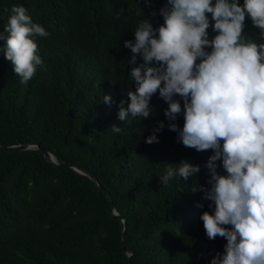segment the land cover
<instances>
[{
	"label": "trees",
	"instance_id": "trees-1",
	"mask_svg": "<svg viewBox=\"0 0 264 264\" xmlns=\"http://www.w3.org/2000/svg\"><path fill=\"white\" fill-rule=\"evenodd\" d=\"M165 3L0 0V33L14 5L49 33L35 38L43 63L25 83L0 51V145L40 143L59 164L37 147L0 150V264H209L224 251L226 239H209L200 220L212 211L210 201L191 191L196 183L210 187L205 163L212 150L178 142L168 124L182 127L183 115L168 121V104L158 93L149 117L122 122L117 116L134 86L131 68L143 63L139 56L129 63L124 41L134 39L142 19L163 24ZM106 94L113 96L111 106L102 103ZM160 121L159 142L145 143ZM113 124L122 132H112ZM182 160L200 165L197 177L161 185L164 163ZM67 163L98 178L120 217L103 189ZM217 171L224 174L222 167Z\"/></svg>",
	"mask_w": 264,
	"mask_h": 264
},
{
	"label": "clouds",
	"instance_id": "clouds-1",
	"mask_svg": "<svg viewBox=\"0 0 264 264\" xmlns=\"http://www.w3.org/2000/svg\"><path fill=\"white\" fill-rule=\"evenodd\" d=\"M159 15L164 21L159 27L142 19L134 39L124 41L129 63L137 56L143 63L131 68L134 86L127 105L119 102L118 119L149 117L157 93L168 104V121L182 114V127L168 124L178 142L197 152L212 150L205 163L210 187L196 183L191 188L210 201L212 211L200 215L207 237L227 241L209 264H264V0H166ZM48 35L24 6H12L0 51L21 83L43 63L35 38ZM102 103L115 101L106 94ZM164 126L158 122L145 143H158ZM110 130L123 129L113 124ZM164 164L159 178L165 186L176 178L187 182L201 171L188 160Z\"/></svg>",
	"mask_w": 264,
	"mask_h": 264
},
{
	"label": "water",
	"instance_id": "water-1",
	"mask_svg": "<svg viewBox=\"0 0 264 264\" xmlns=\"http://www.w3.org/2000/svg\"><path fill=\"white\" fill-rule=\"evenodd\" d=\"M39 148V149H42L41 148V144L40 143H36V144H23V145H16V146H10V147H3L0 145V150H4V151H26V150H30V149H33V148ZM43 152H44V155L45 157L47 158L48 161L56 164V165H59L58 162L56 161V158L54 157V155L52 153H50L49 151L47 150H44L42 149ZM64 166H68V167H71L73 168L74 170H76L77 172L83 174V175H86L88 177H90L93 181H95L102 189L103 191L105 192V194L107 195L109 201H110V204H111V207L113 208L114 210V215L116 217H120V214L119 212L117 211L116 209V205L114 203V200L112 199L111 195L108 193V191L100 185L99 183V180L98 178L90 173L89 171L85 170V169H82L81 167H78L74 164H63ZM123 219V222L125 223V230H124V233H123V240L125 239L126 237V233H127V229H128V225L126 223V220L124 218ZM126 252L129 254V256L131 257L133 255V253L131 251H129L128 249H126Z\"/></svg>",
	"mask_w": 264,
	"mask_h": 264
}]
</instances>
